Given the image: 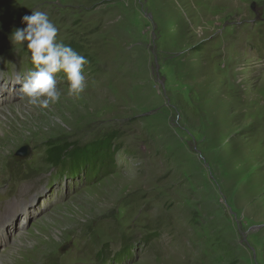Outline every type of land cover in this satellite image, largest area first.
<instances>
[{
  "label": "rangeland",
  "instance_id": "rangeland-1",
  "mask_svg": "<svg viewBox=\"0 0 264 264\" xmlns=\"http://www.w3.org/2000/svg\"><path fill=\"white\" fill-rule=\"evenodd\" d=\"M32 11L87 59L79 98L63 73L47 108L9 81ZM4 84L0 262L264 264V0H0ZM70 144L105 160L52 164Z\"/></svg>",
  "mask_w": 264,
  "mask_h": 264
},
{
  "label": "clouds",
  "instance_id": "clouds-1",
  "mask_svg": "<svg viewBox=\"0 0 264 264\" xmlns=\"http://www.w3.org/2000/svg\"><path fill=\"white\" fill-rule=\"evenodd\" d=\"M23 28H16L10 34L13 48L26 49L33 69L26 78L9 79L20 84V93L29 105L47 108L60 101L61 91L57 88L56 74L63 73L67 81V95L79 98L85 90L84 66L87 59L71 46L57 41L58 29L46 12L32 11L22 17ZM6 85L0 86V91Z\"/></svg>",
  "mask_w": 264,
  "mask_h": 264
},
{
  "label": "trees",
  "instance_id": "trees-1",
  "mask_svg": "<svg viewBox=\"0 0 264 264\" xmlns=\"http://www.w3.org/2000/svg\"><path fill=\"white\" fill-rule=\"evenodd\" d=\"M195 112L197 114H201L200 112V108L197 107L196 109H194ZM199 128V127H198ZM98 143V142H97ZM98 145V144H97ZM91 148V146L87 147L86 151H88L89 149ZM55 150V151H54ZM91 150V149H90ZM105 145H100L97 149H96V152L98 157H93V159H96L95 160V163L94 165H91L89 164V161H92V157L90 156V154H87L89 155V159H84V161L81 159L83 158L85 155H79V150H78V147H76V145L74 144H70V145H63V146H60V147H57L55 148L54 146H51L48 150H47V153H51L49 156L51 158V163L52 164H57L61 161L62 158L64 157H67L65 154L69 151L70 153V157L72 159H75L74 161V165H73V168L77 171V166H80L81 164H84L82 167L84 170H89V169H95L96 167L95 166H99V164L101 163L100 160H105V157H103V154L105 155ZM54 151V152H52ZM93 153V152H92ZM85 154V153H83ZM99 156H100V160H99ZM108 161H110L108 159ZM78 163V164H77ZM81 167V166H80ZM79 169V168H78Z\"/></svg>",
  "mask_w": 264,
  "mask_h": 264
},
{
  "label": "water",
  "instance_id": "water-1",
  "mask_svg": "<svg viewBox=\"0 0 264 264\" xmlns=\"http://www.w3.org/2000/svg\"><path fill=\"white\" fill-rule=\"evenodd\" d=\"M27 154H28V149L26 148V147H22V148H20L18 151H17V153H16V155L18 156V157H26L27 156Z\"/></svg>",
  "mask_w": 264,
  "mask_h": 264
},
{
  "label": "bare ground",
  "instance_id": "bare-ground-1",
  "mask_svg": "<svg viewBox=\"0 0 264 264\" xmlns=\"http://www.w3.org/2000/svg\"><path fill=\"white\" fill-rule=\"evenodd\" d=\"M0 126H1V121H0ZM0 139H1V137H0ZM4 229L3 228H1L0 229V231H3ZM15 244V243H14ZM16 246V245H15ZM12 249V248H11ZM12 252V251H11ZM9 256V255H8ZM0 261H1V255H0ZM0 264H3V262H0Z\"/></svg>",
  "mask_w": 264,
  "mask_h": 264
}]
</instances>
